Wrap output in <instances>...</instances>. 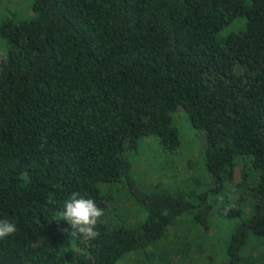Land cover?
<instances>
[{"label":"trees","instance_id":"16d2710c","mask_svg":"<svg viewBox=\"0 0 264 264\" xmlns=\"http://www.w3.org/2000/svg\"><path fill=\"white\" fill-rule=\"evenodd\" d=\"M246 1L34 0L28 18L1 22L0 220L18 231L0 240V264H195L206 244L204 264H261L264 0ZM237 19L243 30L223 35ZM177 116L204 138L184 168L205 173L138 183L126 153L151 137L173 165ZM74 191L104 215L97 239L71 245L59 212ZM234 193L238 224L206 239ZM125 201L134 224L111 213Z\"/></svg>","mask_w":264,"mask_h":264},{"label":"rangeland","instance_id":"374dc122","mask_svg":"<svg viewBox=\"0 0 264 264\" xmlns=\"http://www.w3.org/2000/svg\"><path fill=\"white\" fill-rule=\"evenodd\" d=\"M34 0H0V24L1 22L7 18L12 17L14 20H21L28 18V14L30 13V6ZM247 3L249 0L246 1ZM244 19H237L232 24H230L227 28L222 31L223 35L229 34L231 32H239L244 28ZM4 42L0 39V55L3 53ZM178 120L175 119L174 122L180 130V140H181V150L178 153V156L175 157V162L173 165H169L173 163L172 155L169 156L165 153H162L157 146L156 141L149 137L144 140L142 143V152L136 154L135 150L129 151L126 153V156L132 161V164L139 163L138 169L142 173H139L138 183L147 182L148 179L155 183L154 185L157 188H163L166 186L164 184L169 183V174L175 170V172L179 173V177L181 181L191 183V181H199L200 175L205 173L202 168L198 169H188L186 170L184 166L187 164V161L190 163V166L197 165L200 163V151L204 144V138L201 134H198L197 131H194L189 128L188 123L177 116ZM138 155V157H137ZM163 155L164 157L160 156ZM143 156V157H142ZM142 157V158H141ZM169 157V158H168ZM144 171V173H143ZM242 166L239 165L234 170V178L233 184H229L228 188H234V186L242 181ZM148 178V179H147ZM193 179V180H192ZM160 181V182H159ZM159 182V183H158ZM148 183V182H147ZM201 188V186H199ZM242 198L248 201V192L242 195ZM238 194L234 193L230 198L227 199V202H221L214 206L212 210V217H210L209 222V230L207 233L200 231L201 234L206 235V239L209 240L210 236L219 235L222 238L227 234H230L234 227L238 224L239 218H228L226 216V212L230 206H237ZM126 202V201H125ZM122 202L115 205V208L112 209L111 213L115 214L118 219H123L131 224L136 223L137 215L139 213V209L135 207L132 202ZM248 205H246L247 207ZM248 209V207H247ZM120 219V220H121ZM122 221V220H121ZM177 230V227H176ZM262 250H259L256 253L258 255V259L261 264H264V240L262 241ZM215 247V255L219 253L218 243L212 242ZM212 247H209L207 244L202 247V256L196 260V255L191 254L193 257V263L195 264H204L207 257L209 256V251ZM215 250V248H214ZM213 251V250H212ZM200 255V254H199ZM130 257H126L121 261L120 264H130ZM152 263V262H150ZM176 263V261H174ZM155 264V263H152Z\"/></svg>","mask_w":264,"mask_h":264},{"label":"clouds","instance_id":"9594fccd","mask_svg":"<svg viewBox=\"0 0 264 264\" xmlns=\"http://www.w3.org/2000/svg\"><path fill=\"white\" fill-rule=\"evenodd\" d=\"M62 208L59 213L61 219L70 226V231L68 229L64 231L70 237L71 245L81 240L92 241L99 237L97 224L104 215V209L98 207L94 199L85 198L80 192L74 191L65 200ZM17 231L15 223L0 220V240L13 236Z\"/></svg>","mask_w":264,"mask_h":264}]
</instances>
